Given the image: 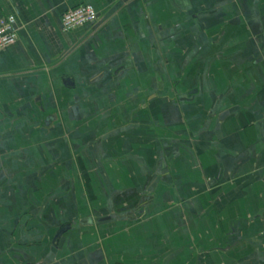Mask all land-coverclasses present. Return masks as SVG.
Segmentation results:
<instances>
[{
    "label": "crops",
    "instance_id": "0c3cea01",
    "mask_svg": "<svg viewBox=\"0 0 264 264\" xmlns=\"http://www.w3.org/2000/svg\"><path fill=\"white\" fill-rule=\"evenodd\" d=\"M90 5L94 23L61 30ZM0 264H264V0H0Z\"/></svg>",
    "mask_w": 264,
    "mask_h": 264
},
{
    "label": "built area",
    "instance_id": "2783aa9c",
    "mask_svg": "<svg viewBox=\"0 0 264 264\" xmlns=\"http://www.w3.org/2000/svg\"><path fill=\"white\" fill-rule=\"evenodd\" d=\"M96 19L97 13L90 5L69 9L62 14L61 30L69 32L78 27L92 24ZM16 38L15 18L10 16L6 19H0V52L12 46L16 42Z\"/></svg>",
    "mask_w": 264,
    "mask_h": 264
}]
</instances>
